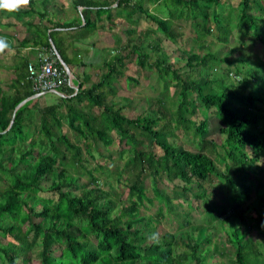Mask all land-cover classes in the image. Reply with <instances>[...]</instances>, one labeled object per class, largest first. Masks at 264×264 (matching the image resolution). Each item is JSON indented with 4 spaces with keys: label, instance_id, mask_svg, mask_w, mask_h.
I'll return each mask as SVG.
<instances>
[{
    "label": "trees",
    "instance_id": "trees-1",
    "mask_svg": "<svg viewBox=\"0 0 264 264\" xmlns=\"http://www.w3.org/2000/svg\"><path fill=\"white\" fill-rule=\"evenodd\" d=\"M74 4L76 8H84L77 23L83 31L79 38L86 39L94 33L99 28L97 20L103 24V15L107 14L108 20L112 18L109 7L113 3L109 1L75 0ZM153 5L156 13L149 9ZM93 7H98L96 12L92 11ZM116 9L127 14L131 27L145 20L155 29L151 32L160 31L174 43L185 37L186 31L178 27L185 21L198 40L213 38L219 44L228 45L235 40L237 32L238 38H252L254 46L264 49V0H119ZM53 26L71 28L75 25L55 23ZM132 32L133 29L126 33ZM148 33L144 34L147 38L142 39V45L130 46L135 41L129 40L125 50L132 47L130 55H124L121 49L105 63L106 69L98 82L85 88L77 80L78 91L66 88L64 93L71 97L60 98V102L53 105L33 107L34 99H31L16 112L12 125L16 107L37 94L27 76L13 80L8 87L13 90L11 93L3 92L4 88L0 87V173L10 176L5 190L0 191V264H19V261L23 264H208L210 249L206 253L202 247L209 245L212 237L207 235L200 243L189 238L190 242L186 243L176 235L160 236L155 224L159 220L141 215L145 204L153 202L147 196L145 175L150 176L155 185L154 198L165 204L167 210L172 211L182 203L176 205L159 192L162 176L172 183H184L183 192L178 195L191 194L192 201L203 202L211 226L216 227L217 222L223 227L225 222L231 223L225 244L235 249L234 264L264 263L261 260L264 245H256L249 239V226L243 230L244 212L238 209L228 212L227 205L211 200L213 193L208 188L226 182L239 190L229 197L227 204L249 201V187L254 184L250 171L255 172L260 156H264V96L254 92L247 94L241 86L235 89V85H228L227 79H212L209 73L201 74L198 79L191 74V78L184 77L170 63L161 45L148 41L151 34ZM50 39L73 70L54 33L50 34ZM144 41L147 46L143 45ZM52 43L47 34L46 40L42 38L38 44L54 50ZM132 54L141 69L157 70L166 89L171 78L176 80L178 101L174 112L153 110L144 116L129 118L124 113L130 105L129 99H123L124 104L120 106L109 100L117 96L122 82H126L127 89L139 84L132 75H127ZM185 57L186 67L193 73L200 67L210 70L220 63V59L210 53L200 56L184 51ZM59 65L62 66L60 62ZM27 67L28 64L26 70ZM234 74L239 78L241 72L228 69V78ZM256 77L247 71L239 82ZM159 103L163 107L164 102ZM213 108L221 122L219 133L224 136L221 144L210 138L208 111ZM94 109L100 113L95 114ZM199 113H204V117L197 121L195 117ZM37 118L38 137L28 139L32 134L28 130ZM64 120L75 134V143L63 132L56 133L62 130ZM174 132L193 135L197 149L178 147L171 141L176 136ZM115 140L133 150L118 173L119 182L130 167L133 174L128 179V204L120 206L111 199V193L102 188L101 177L96 175L104 173V167L99 165L89 172L83 166L85 152L91 153L92 147L109 148ZM25 142L29 148L18 149ZM16 148L20 150L19 156L11 157ZM21 165L24 168L19 171ZM79 168L85 170L90 179L83 186L79 177L69 174L70 169L78 172ZM236 178L242 182L236 183ZM47 180L51 181L54 198L39 197L42 184ZM192 185L197 187V192L192 191ZM222 190H226L225 185ZM28 200H33L34 205ZM254 204L257 205L251 227L264 235V193L258 195ZM248 209L252 211L253 204ZM160 210L159 217L164 207ZM192 224L189 217L182 219L181 228ZM152 233L158 234V242L149 240ZM35 246L40 249L34 260L31 255Z\"/></svg>",
    "mask_w": 264,
    "mask_h": 264
},
{
    "label": "rangeland",
    "instance_id": "rangeland-1",
    "mask_svg": "<svg viewBox=\"0 0 264 264\" xmlns=\"http://www.w3.org/2000/svg\"><path fill=\"white\" fill-rule=\"evenodd\" d=\"M156 6H149V9L152 10L153 13H156L154 10ZM156 9V8H155ZM236 14V13H235ZM119 29L123 31L126 28L124 23H121ZM137 30V35L135 37H128V35H124V33L119 32L120 35V42L121 44L118 45L116 42L113 44V48H122L126 45L129 38L135 41V44L142 45L140 42L142 39L147 38L144 34L150 32V39L149 42L158 43L164 49L165 53L170 58V63L174 65V67L180 70V73L184 75V77L188 78L191 74L192 77L200 78L201 74H208L212 79L222 78L227 79L228 85H235V89H241V87H245L242 89H246L245 93L254 92L257 95L260 93L264 96V49L262 47L254 46L252 38H238L237 32H235V40L233 39L232 42L228 45H222L216 42L213 38H209L206 40H198L196 36L193 34L191 30V26L188 22L181 21L179 23V28L183 31H186L185 37L182 41L179 42H171L169 41L166 36L162 32L153 33L154 28H151L150 25L144 20L139 25L135 26ZM118 33V32H117ZM149 34V33H148ZM147 43L144 41L143 45L145 46ZM120 46V47H119ZM147 46V45H146ZM111 48L110 50H112ZM99 51V50H98ZM192 52L197 53L200 56H205L208 53L213 54L214 56L220 59L219 65L213 66L210 70L205 69L204 67L198 68L194 73L189 71L186 67L187 59L183 58V53ZM88 51L85 48H80L76 54H80L84 60L89 58ZM133 60L130 65L129 71H127V75H132L134 79L139 81V84H132L126 88V82H122V86L119 87L118 94L114 98H109V100L116 102L117 104L122 105L124 104L123 99H129L130 105L128 108L124 110V113L129 118H136L138 116H144L150 111L153 110H163L164 112L171 114L174 112L176 108V104L178 101L177 97V89L175 88V84L177 83L175 79H170L169 88L166 89L164 83L159 80V75L157 70H150L149 68L141 69L136 63V57L132 54ZM103 53L99 51L98 58L102 59ZM154 60V59H153ZM77 62L79 60H76ZM218 64V61L216 62ZM215 65V64H214ZM219 66V68H216ZM103 70L101 72H97L98 80L101 77V74L105 71V65H102ZM229 70H233V72L238 73L239 71L241 74L239 78H235V74L232 76L227 77V72ZM238 71V72H237ZM247 71L252 75L257 76L256 79L250 78V80H243L239 82L240 79H244L246 76ZM93 76V75H92ZM96 78V76H94ZM190 77V76H189ZM191 78V77H190ZM4 87L3 92L9 91ZM57 96L48 95L46 99L50 102L51 99H55ZM162 100L164 104L163 107L160 106L159 101ZM54 103V101H53ZM93 112L95 114H99L100 110L94 109ZM204 114V113H203ZM203 114L199 113L198 117H195L197 121L203 119ZM209 115V130H210V138L217 141V143H222L224 136L219 133V129L221 127V122L216 118V111L215 109H211L208 111ZM38 129H39V122L38 118L35 120L34 126L31 127L28 131L32 132L31 137L28 139L38 137ZM56 130V129H55ZM63 132L66 134L74 143L77 141L74 132H72L67 122L63 121V128L62 130H56L57 135ZM176 136L171 138V141L175 143L178 147L182 149H189V150H196L197 149V142L193 135H182L178 132H174ZM116 137V135H115ZM138 138V137H137ZM151 143V142H150ZM148 144L149 148L151 144ZM21 145V144H20ZM92 147V146H91ZM29 148L28 142H25L21 145L18 149L27 150ZM131 147L127 146L123 143H118L115 140L114 144L109 148L100 147L98 150L92 147L91 153L85 152L84 153V162L83 166L87 171H93V169L97 168L99 165L104 167V173H97V176L101 177V185L102 188L109 191L111 193V199L115 201L117 206H120L124 203L128 204V184L129 180L133 177V174L130 170H127L121 176V182L118 180V173L122 167L129 161L133 154V150H129ZM17 148L14 152L11 153V157L17 158L19 156V151ZM251 152V150H249ZM264 156H260L257 164L256 169L250 171V177L254 184L250 185L249 189L251 188L250 199L247 202L241 204H227V200L229 197H233L237 191L236 188L229 183H218V185L213 187H208L209 192L213 193L211 200H214L219 205H227L228 212L232 213L233 209H238L244 212L246 222L243 224V230H246V226H249L251 231L249 236L256 245L263 244L264 245V235L261 234L259 229H255L251 227V220L254 217V211L256 210L255 207L257 204H254L258 195L261 194L263 196L264 193V162L262 161ZM7 165L11 167L10 161L7 162ZM24 168L23 165L19 167V171H22ZM69 174L74 177L80 178V184L86 185L89 183L90 179L89 176L85 173V170L79 168L78 172L73 171L70 169ZM0 191L5 190L7 183L9 181L8 174L0 173ZM113 177H112V176ZM252 175V176H251ZM111 176L112 178H109ZM161 180L158 183L159 192L162 195L168 196L171 198L172 203L179 205L174 206L172 211L166 209L165 204H160L157 199H155V192H154V183L150 176L145 175V186L147 189V196L151 199V202H147L145 206L141 209V215L143 216H152L156 220L155 222L158 229L156 230L157 233L161 235H176L178 239H183L186 243H189V238H191L194 242L200 243L203 238L207 235L212 237V240L209 245L203 244L202 251L206 252V250L210 249L208 255V264H234V247L230 246L229 244H225V239H227V232L230 231L231 223L228 221L225 222L224 227L221 223H215L216 227L211 226V223L208 218V214L205 210L204 204L202 201L199 200H191L192 195H181L178 193L183 192L184 183L180 182H170L168 181L165 176L160 178ZM236 183L240 184L242 182L241 179L236 178ZM226 186V190H222L223 186ZM42 192L39 193V197L41 198H54L55 194L51 190V181L47 180L44 181L42 184ZM193 190L197 192V187L192 185ZM241 188V187H240ZM242 190V188H241ZM245 191V190H244ZM28 203L34 205L33 200H28ZM253 204L252 211L248 208ZM164 207L163 215L157 216L158 213L161 211L160 209ZM40 211L39 208H37ZM192 221V225L188 228H181L182 219L188 218ZM237 223V222H235ZM227 231V232H226ZM2 242L6 243L5 240L2 239ZM264 247V246H263ZM39 247L35 246L32 257L35 260L36 255L38 254ZM185 247H182V250ZM208 253V252H206ZM264 253V251H263ZM261 260H264L262 258ZM19 264H23V261H19ZM29 264H34L33 262H29ZM264 264V263H262Z\"/></svg>",
    "mask_w": 264,
    "mask_h": 264
},
{
    "label": "crops",
    "instance_id": "crops-1",
    "mask_svg": "<svg viewBox=\"0 0 264 264\" xmlns=\"http://www.w3.org/2000/svg\"><path fill=\"white\" fill-rule=\"evenodd\" d=\"M74 1L30 0V4L27 7L20 9L14 14L0 12V37L5 38L12 49L0 55V87L9 89L8 87L11 86L13 80L17 77L27 76L26 65L29 63L38 64L40 54L47 50L38 43L42 41V38L46 40L47 34L50 40L51 33H54L55 38L64 49L65 57L73 67L71 71L75 76V85L78 84L77 80H79L85 85V88L100 80H98L97 72H101V69L103 70L101 66L111 61L115 55L120 53L121 49L124 55H130L128 53H130L132 47L128 48L129 50H125L126 45L119 49L113 48L115 42L118 45L121 44V42L119 44V39L122 32L132 38L137 35L135 26L131 27L128 24L127 14L116 9L119 0H94L98 3L105 1L113 3L109 7L112 10V18L108 20V15H103L101 17L103 24L97 18H93L97 20L99 28L86 39L79 38L83 31L77 26L78 21L82 18L81 12L84 8H76ZM115 1L116 3H114ZM91 9L96 12L98 7ZM109 21H112V24ZM55 23L74 24L75 26L71 28H54L53 24ZM121 23L126 25L123 31L121 30L122 28L119 29L122 27ZM132 29L134 31L132 34L126 33L127 30ZM119 32L121 33L119 34ZM130 39H128L126 44H129ZM134 45L135 42L130 46ZM82 47L89 54V58L86 60L79 53L76 54ZM111 48L113 49L110 50ZM98 50L103 53L102 59L98 58ZM76 60L79 61L77 62ZM65 90L67 89L34 98L33 107L53 105L60 102V98L71 97L64 93ZM75 90L78 91V89ZM5 92L11 93L13 90L10 89ZM48 95L57 97L49 102L46 99Z\"/></svg>",
    "mask_w": 264,
    "mask_h": 264
},
{
    "label": "built area",
    "instance_id": "built-area-1",
    "mask_svg": "<svg viewBox=\"0 0 264 264\" xmlns=\"http://www.w3.org/2000/svg\"><path fill=\"white\" fill-rule=\"evenodd\" d=\"M27 80L36 94L55 93L66 88H75L73 78L63 66L59 65L54 50H44L39 56L38 64H28Z\"/></svg>",
    "mask_w": 264,
    "mask_h": 264
},
{
    "label": "clouds",
    "instance_id": "clouds-1",
    "mask_svg": "<svg viewBox=\"0 0 264 264\" xmlns=\"http://www.w3.org/2000/svg\"><path fill=\"white\" fill-rule=\"evenodd\" d=\"M29 4L30 0H0V12L14 14ZM11 50L9 42L5 38L0 37V55ZM148 238L153 242H158L159 240L158 234L156 233L150 234Z\"/></svg>",
    "mask_w": 264,
    "mask_h": 264
},
{
    "label": "water",
    "instance_id": "water-1",
    "mask_svg": "<svg viewBox=\"0 0 264 264\" xmlns=\"http://www.w3.org/2000/svg\"><path fill=\"white\" fill-rule=\"evenodd\" d=\"M50 41L52 42L51 39H50ZM52 46H53L54 51L56 52V55H57V58H58L59 62H60V63L62 64V66L66 69V71L68 72V74L73 78V83H74V81H75V76H74L73 72L71 71V69L69 68V66L65 63V61L62 59V57L60 56L59 52L56 50V47L54 46L53 43H52ZM73 85H74V87H75L76 89H78V86L75 85V83H74ZM42 95H44V94H37V95H35L33 98L26 99V100H24L22 103H20V104L16 107V109H15V112H14V115H13V119H12V122H11V125L14 123L15 116H16V112H17L21 107H23V106H24L28 101H30L31 99L37 98V97L42 96Z\"/></svg>",
    "mask_w": 264,
    "mask_h": 264
}]
</instances>
